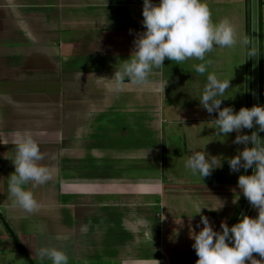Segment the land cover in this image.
<instances>
[{
    "label": "crops",
    "instance_id": "obj_1",
    "mask_svg": "<svg viewBox=\"0 0 264 264\" xmlns=\"http://www.w3.org/2000/svg\"><path fill=\"white\" fill-rule=\"evenodd\" d=\"M203 2L214 23L227 19L250 41V0ZM141 9L142 0H0V258L12 252L11 264H41L35 251L43 246L65 252L68 264H178L195 254L190 233L203 227L201 214L215 231L240 214L237 177L246 170L232 172L222 159L201 179L184 167L192 151L231 157L244 147L233 143L235 132L216 136V113L193 97L205 83L191 70L199 61L165 59L142 84L125 81L113 90L114 68L143 32ZM257 13L264 105V0ZM205 59L209 72L229 78L221 107H251L246 50L214 47ZM24 132L51 176L26 185L38 204L31 213L13 206L7 191ZM219 200V211L194 213ZM256 215L250 206L247 216Z\"/></svg>",
    "mask_w": 264,
    "mask_h": 264
},
{
    "label": "clouds",
    "instance_id": "obj_2",
    "mask_svg": "<svg viewBox=\"0 0 264 264\" xmlns=\"http://www.w3.org/2000/svg\"><path fill=\"white\" fill-rule=\"evenodd\" d=\"M141 14L143 32L135 37L129 56L120 60L114 68L111 76L113 90L118 92L125 81L142 84L153 70L163 66L165 59L178 65L189 60L199 61L192 64L191 70L204 76L205 83L199 94L193 97L209 114L216 113L213 119L216 136L222 140L235 132L233 143L244 147L231 157L192 151L184 167L201 179L221 167L222 159L226 160L232 172L252 169L251 174L238 175L237 187L250 206L257 210V215H244L231 226L221 223L220 231H215L207 217L201 214L203 227L198 232L190 233L193 241L191 247L197 257L195 264H246V261L253 264L256 261L253 253L264 258V137L258 134L264 132V105L241 106L236 111L230 106L221 107L222 99L230 97L225 95L230 88L229 78L220 79L209 72L211 62L205 57L214 47L232 49L238 44L249 57L258 54L255 46L250 47L249 38L238 35L227 19L214 23L203 0H157L155 3L153 0H142ZM166 82L162 85V91ZM254 124L256 131L242 132V129H253ZM43 159L44 154L31 134H20L15 142V156L11 159L14 171L8 176L7 191L13 206L27 213L33 212L38 204L26 185L31 183L35 187L51 179L48 167L40 163ZM238 199L239 196H236L233 203ZM202 207L219 211L223 204L220 200L216 206L201 204L194 213H200ZM35 256L41 264L43 261L68 264L69 259L65 252L51 246L39 247ZM12 261V252L0 258V264H11Z\"/></svg>",
    "mask_w": 264,
    "mask_h": 264
},
{
    "label": "water",
    "instance_id": "obj_3",
    "mask_svg": "<svg viewBox=\"0 0 264 264\" xmlns=\"http://www.w3.org/2000/svg\"><path fill=\"white\" fill-rule=\"evenodd\" d=\"M253 44L257 51V0H250V47ZM254 104H258L257 54L255 53L251 56V106ZM252 131H256L255 124L253 125ZM249 209L250 204L245 199L241 212L234 223L238 222L242 216L247 215Z\"/></svg>",
    "mask_w": 264,
    "mask_h": 264
},
{
    "label": "trees",
    "instance_id": "obj_4",
    "mask_svg": "<svg viewBox=\"0 0 264 264\" xmlns=\"http://www.w3.org/2000/svg\"><path fill=\"white\" fill-rule=\"evenodd\" d=\"M258 1V0H257ZM249 14V13H248ZM257 17H258V13H257ZM248 21H249V25H248V32L250 33V17H248ZM250 37V35H248ZM251 170L252 169H248L246 170V174H251ZM243 201H245V198H243ZM2 219V218H1ZM3 221V220H2ZM6 225V223H5ZM7 229L9 230V233L11 234V236H13L11 230L8 228V226L6 225ZM197 257L196 254H193L192 256H190L189 258H187L186 260L178 263V264H195Z\"/></svg>",
    "mask_w": 264,
    "mask_h": 264
}]
</instances>
